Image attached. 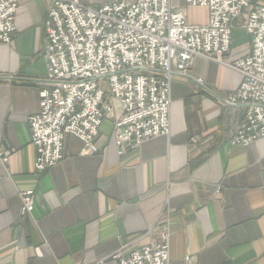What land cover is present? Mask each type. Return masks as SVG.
Returning a JSON list of instances; mask_svg holds the SVG:
<instances>
[{
  "label": "crops",
  "instance_id": "crops-1",
  "mask_svg": "<svg viewBox=\"0 0 264 264\" xmlns=\"http://www.w3.org/2000/svg\"><path fill=\"white\" fill-rule=\"evenodd\" d=\"M52 1L21 0L12 41L0 45V264H118V252L165 231L170 264H264V137L232 143L248 105L226 100L242 76L224 64L196 56L174 72L169 135L119 154L107 119L90 150L69 136L61 161L36 169L29 116L54 82L43 55ZM187 8L204 13L189 22H208L206 7ZM249 51L235 28L228 60Z\"/></svg>",
  "mask_w": 264,
  "mask_h": 264
},
{
  "label": "built area",
  "instance_id": "built-area-1",
  "mask_svg": "<svg viewBox=\"0 0 264 264\" xmlns=\"http://www.w3.org/2000/svg\"><path fill=\"white\" fill-rule=\"evenodd\" d=\"M20 1L0 0V45L12 41ZM184 5L206 7L208 22H189L172 0H107L95 6L52 1L43 55L54 82L41 91V110L29 116L38 171L61 161L69 136L90 150L107 119L119 154L169 135L173 74L187 73L196 56L242 76L226 99L248 105L232 143L264 137V0H184ZM238 27L248 34L250 51L230 61ZM22 197L23 210L32 211V194ZM169 238L165 231L159 242L115 257L118 264H170Z\"/></svg>",
  "mask_w": 264,
  "mask_h": 264
},
{
  "label": "rangeland",
  "instance_id": "rangeland-1",
  "mask_svg": "<svg viewBox=\"0 0 264 264\" xmlns=\"http://www.w3.org/2000/svg\"><path fill=\"white\" fill-rule=\"evenodd\" d=\"M172 2L174 4L176 3L175 0L172 1ZM185 11H186L187 15L189 16L190 20L193 19V18H198V17L203 18L204 17V13L200 14L198 11H194L193 9H191V11H189V9L187 7H185ZM238 28H240V27H238Z\"/></svg>",
  "mask_w": 264,
  "mask_h": 264
}]
</instances>
